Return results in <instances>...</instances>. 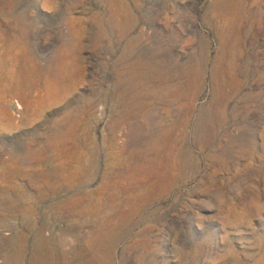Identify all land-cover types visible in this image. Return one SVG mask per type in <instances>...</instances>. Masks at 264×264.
<instances>
[{
    "label": "rangeland",
    "instance_id": "374dc122",
    "mask_svg": "<svg viewBox=\"0 0 264 264\" xmlns=\"http://www.w3.org/2000/svg\"><path fill=\"white\" fill-rule=\"evenodd\" d=\"M50 253L264 264V0H0V264Z\"/></svg>",
    "mask_w": 264,
    "mask_h": 264
},
{
    "label": "bare ground",
    "instance_id": "6f19581e",
    "mask_svg": "<svg viewBox=\"0 0 264 264\" xmlns=\"http://www.w3.org/2000/svg\"><path fill=\"white\" fill-rule=\"evenodd\" d=\"M228 2L229 0H221V2H223V3H225V2ZM130 69H129V71L130 72H135V70H136V68H134L133 66H130L129 67ZM182 69V68H181ZM127 70V69H126ZM129 71H128V73H129ZM194 71V68L193 67H191L190 68V70L188 69L186 72H185V74H186V76H190L191 74H192V72ZM122 73V72H121ZM153 77H155V76H153ZM188 80V79H187ZM123 81V80H122ZM161 85V84H160ZM179 85H184V84H179ZM133 88H134V86L133 85H130V87H128V92H133L134 90H133ZM148 90L151 92V94H153V95H155L156 96V94H158V95H160V93L158 92V90L156 91V89H149L148 88ZM181 90H182V87H179V88H177V91H176V95L177 96H179V94H180V92H181ZM139 91H141V90H139ZM142 91H144V93L147 95V93H150L149 91H145V90H142ZM169 91H171V90H169ZM135 92V91H134ZM139 93V95L141 94V92H138ZM138 93H133V94H136V95H138ZM138 95V96H139ZM166 95V94H165ZM171 95H175V92L172 94L171 93ZM168 98L170 99V100H172L171 99V96L168 94ZM18 106V105H17ZM19 108V107H18ZM130 122V121H129ZM157 139H158V136L157 135H155V134H150L149 136H146L144 139H143V142L144 143H146V144H150V143H156V141H157ZM143 144V143H142ZM154 147V146H153ZM147 150V149H146ZM141 159V158H140ZM146 161H147V158H146ZM142 163H143V161H141ZM138 164V163H137ZM141 164V163H140ZM145 167H147V166H145ZM131 169V168H130ZM120 173V172H119ZM126 176V175H125ZM146 176V175H145ZM124 177V176H123ZM141 177V176H140ZM120 178V177H119ZM130 178H132V177H130ZM125 179V178H124ZM133 179V178H132ZM144 179V178H143ZM126 180H128V179H126ZM139 181H141V180H139ZM138 182V181H137ZM12 185V184H11ZM13 187V186H12ZM112 186H111V184H107V182H105V181H103L102 183H101V185L98 187V190H97V193H99V194H101V193H104L105 192V190H107V189H110ZM124 188V187H123ZM124 190V189H123ZM83 195V194H82ZM80 195V197H76L75 199H73V200H71L69 203L72 205V207L74 208V210L75 211H78V212H85V211H89V206L86 204V202H85V200H86V198L84 199V197H85V195ZM87 200H90V195L88 196V198H87ZM68 203V202H67ZM143 203V202H142ZM97 205H99V204H97ZM101 208H104L105 207V205L104 204H101V205H99ZM99 206H98V208H99ZM60 207V206H59ZM30 223V222H29ZM107 228L108 229H106L104 232H102V234H101V236L99 235V239H100V241H102V240H107V241H111V240H113V238H115V236H114V228L115 227H113V222L111 221V223H110V225L109 226H107ZM48 234V235H47ZM13 238L15 237L16 239H19V238H22V236H21V233H19V231L18 230H14L13 231V236H12ZM37 240L34 242V248L36 249V250H39L40 249V247L41 246H39V245H42L43 244V242H45V241H47V240H52V239H57V240H59V241H63L64 242V240H63V237H53L52 236V234H51V232H49V233H45V227H42L40 230H39V232H38V235H37ZM25 239V238H24ZM36 239V238H35ZM20 241V240H19ZM94 243V242H93ZM59 244V246H60V244L62 245L63 243H58ZM106 244V243H105ZM51 245V244H50ZM49 245V246H50ZM49 248V247H48ZM51 250H52V248H51ZM109 250V247L108 248H106L104 251H108ZM54 251V250H53ZM61 254H65V251H64V249L62 248V250H61ZM16 254H17V256L19 257V254H20V252H19V250L16 252ZM109 255V254H108ZM16 256V257H17ZM17 257V258H18ZM99 257V256H98ZM55 257L53 256V253H50V255H43V256H40V264H59V263H61V259L63 258H61V259H59V258H57V259H54ZM36 262V261H35ZM16 264H18V263H16ZM104 264V263H103Z\"/></svg>",
    "mask_w": 264,
    "mask_h": 264
}]
</instances>
